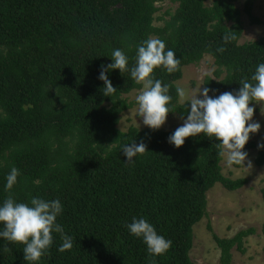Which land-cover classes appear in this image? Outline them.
I'll return each mask as SVG.
<instances>
[{
    "label": "trees",
    "instance_id": "1",
    "mask_svg": "<svg viewBox=\"0 0 264 264\" xmlns=\"http://www.w3.org/2000/svg\"><path fill=\"white\" fill-rule=\"evenodd\" d=\"M166 1L176 9L158 15ZM256 1L241 9L237 0H0V202L9 195L6 175L16 167L11 194L19 202L59 198L64 208L57 222L73 240L60 252L61 235L53 233L38 264H194V226L207 215L208 192L216 183L237 190L247 179L223 173L219 141L203 133L177 148L168 141L176 129H121V114L137 105L126 96L143 85L130 71L112 70L116 91L105 96L100 66L119 48L130 69L139 43L161 39L180 63L172 73L157 67L152 75L169 86L168 116L186 117L190 104L177 94L186 66L212 56L215 70L205 87L219 95L238 90L242 79L251 82L264 62V38L240 43L244 13L252 24H264L253 13ZM228 33L234 39L225 44ZM252 138L243 151L257 146L262 166L264 142ZM133 141L147 149L126 162L121 146ZM133 217L171 240L169 250L151 256L125 227ZM209 229L220 264L233 263L234 248L246 253V239L258 231L251 226L221 237ZM23 247L0 238V264H27Z\"/></svg>",
    "mask_w": 264,
    "mask_h": 264
},
{
    "label": "clouds",
    "instance_id": "2",
    "mask_svg": "<svg viewBox=\"0 0 264 264\" xmlns=\"http://www.w3.org/2000/svg\"><path fill=\"white\" fill-rule=\"evenodd\" d=\"M222 39L226 44L234 36L228 33ZM224 50V47L218 49L220 52ZM109 57L112 62L102 63L98 76L103 81V94L112 96L116 91L108 73L116 69L122 74L130 71L135 83L143 85L135 97L139 106L137 115L142 118L143 125L153 130L161 128L171 111L168 106L171 97L168 95L169 86L152 74L157 67H163L168 73L174 72L180 63L176 52L170 48L166 50V44L161 39L149 37L137 45L135 64L130 69L128 57L122 49H114ZM239 82L242 87L238 90L219 95H210L215 90L208 87L200 86L199 91L190 95L178 87V96L182 100L187 96V107L190 104V110L186 117H181L183 123L168 137L169 143L179 148L187 137L203 133L219 141L217 145L221 154L226 155L229 166L245 161L247 153L243 149L250 134L258 132L261 127L258 122H250L255 111L250 105L254 101L264 104V62L256 66L251 82L248 79ZM261 111L264 112V108ZM146 149L143 142L136 141L121 146L126 162H134V158L143 154ZM19 174V170L12 167L5 178L4 190L9 195L0 202V238L23 244L24 260L27 264H38L53 244V233L61 235L62 244L58 248L60 252L70 249L73 240L57 222L64 208L59 198L46 200L33 196L28 202H19L11 194ZM125 227L134 237L142 239L151 256L163 255L171 247L172 241L159 234L155 226L143 217H133L132 222Z\"/></svg>",
    "mask_w": 264,
    "mask_h": 264
},
{
    "label": "rangeland",
    "instance_id": "3",
    "mask_svg": "<svg viewBox=\"0 0 264 264\" xmlns=\"http://www.w3.org/2000/svg\"><path fill=\"white\" fill-rule=\"evenodd\" d=\"M211 1L209 0V2ZM245 2L246 0H237L236 5L243 9ZM160 5L163 9L158 15L169 8L175 10L177 7V3L169 1L160 3ZM253 13L257 18L264 21V0L256 1ZM242 21L245 30L240 43L264 38V24H252L249 16L245 13ZM214 70L213 57L206 56L199 64L186 66L183 78L177 84L190 95L199 91L200 86L205 87L206 77L208 75L212 76ZM205 72L208 75H203ZM140 90H135L126 97L130 101H135V97ZM185 101H187V96L185 99L180 100L182 103ZM250 106L255 109L253 119L250 122H258L261 125L258 132L252 133V141L258 145L264 142V112L261 111L264 104L254 101ZM138 108V104H135L132 109H128L121 114L119 124L121 129L128 130L131 126L140 129L149 128L143 125L142 118L137 115ZM182 123L181 116L173 114L168 116L167 121L160 129L172 131ZM245 152L247 157L245 161L241 162V167L236 166L234 163L229 166L226 155L223 157V173L233 179L245 178L247 183L237 190H228L221 183H216L214 188L208 192L207 215L194 226V244L191 251L194 264H220L221 252L212 236L209 225L221 237H233L242 229L251 226L257 227V233L246 239V253L234 248L232 264H264V165L258 166L256 164L257 146L252 149L247 148Z\"/></svg>",
    "mask_w": 264,
    "mask_h": 264
}]
</instances>
